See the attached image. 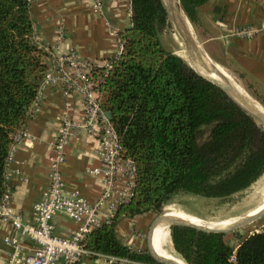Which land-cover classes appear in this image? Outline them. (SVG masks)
Masks as SVG:
<instances>
[{
    "label": "trees",
    "instance_id": "obj_1",
    "mask_svg": "<svg viewBox=\"0 0 264 264\" xmlns=\"http://www.w3.org/2000/svg\"><path fill=\"white\" fill-rule=\"evenodd\" d=\"M191 21L207 0H180ZM123 47L93 80L123 156L136 165L131 197L84 244L99 254L160 264L116 233L125 216L160 211L178 192L225 197L264 173V127L220 85L197 72L160 39L169 21L160 0H131ZM48 52L35 37L29 0H0V200L15 134L24 128L48 71ZM248 88V87H247ZM250 90V89H249ZM250 94L263 100L250 90ZM226 233L172 225L174 252L188 264H264V228L234 244Z\"/></svg>",
    "mask_w": 264,
    "mask_h": 264
},
{
    "label": "crops",
    "instance_id": "obj_2",
    "mask_svg": "<svg viewBox=\"0 0 264 264\" xmlns=\"http://www.w3.org/2000/svg\"><path fill=\"white\" fill-rule=\"evenodd\" d=\"M29 1L36 39L48 52V70L55 72L60 68L55 57L64 50L74 52L78 58L91 59L97 67L105 66L120 53L119 32L132 22L131 0H101L99 8L96 0ZM194 17L190 21L208 56L236 73L264 102V0H207L198 6ZM240 27L257 31L250 36L233 31ZM62 86L58 81L40 89L37 105L24 126L31 136L15 144L7 164L10 204L25 222L35 221L34 204L48 186L52 141L59 132L61 115L66 111L74 119L84 117L82 93H65ZM100 147L97 138L87 131L65 146L62 173L66 189L79 190L89 201L96 200L103 189L100 175L91 172L102 165ZM113 213L104 205L99 216L107 221ZM155 217L153 210L125 216L117 223L116 233L124 243L142 249L147 243L144 233ZM52 223L54 232L61 236L71 235L80 225L64 214L56 215ZM35 245L34 240L0 217V264H9L16 249L23 256ZM57 264L65 263L60 259ZM77 264L119 263H110L104 255H93Z\"/></svg>",
    "mask_w": 264,
    "mask_h": 264
},
{
    "label": "built area",
    "instance_id": "obj_3",
    "mask_svg": "<svg viewBox=\"0 0 264 264\" xmlns=\"http://www.w3.org/2000/svg\"><path fill=\"white\" fill-rule=\"evenodd\" d=\"M96 6H101V0H96ZM237 34L250 36L256 33L253 27H240L233 30ZM36 37V35H35ZM121 50L123 42L120 39ZM55 60L60 68L57 72L48 70L40 89L48 83L61 81L65 93L78 90L82 93L84 117L80 120L72 118L68 112L61 115L59 132L52 141L50 156L49 183L43 196L35 202V221L25 222L22 215L16 212L10 204L8 190L0 200V217L12 224L22 234L29 236L35 242V247L27 254L20 256L19 250L9 259V264H57L62 259L65 264H77L82 259L95 253L87 248L84 239L89 231L103 222L99 211L108 205L113 211L132 193L136 176L135 162L123 156V147L118 133L101 105V93L95 86L101 78L93 80L91 72L96 68L91 59L78 58L74 52L64 50ZM111 61L105 66L111 67ZM67 66L65 70L63 67ZM35 100L31 110L37 105ZM69 102H66L68 108ZM82 131L94 135L100 143L102 165L93 168L91 172L99 174L103 189L96 200L89 201L79 190H67L62 173V164L66 160L65 146ZM30 132L23 128L15 134L8 162L12 159L15 144L30 137ZM67 215L80 223L69 236H61L54 232L52 219L58 215ZM110 219V218H109ZM108 219V220H109ZM104 255V254H99ZM110 263L119 264H149L126 257L110 256Z\"/></svg>",
    "mask_w": 264,
    "mask_h": 264
},
{
    "label": "rangeland",
    "instance_id": "obj_4",
    "mask_svg": "<svg viewBox=\"0 0 264 264\" xmlns=\"http://www.w3.org/2000/svg\"><path fill=\"white\" fill-rule=\"evenodd\" d=\"M191 24L194 30H192L193 34L195 32L194 35L197 37V39H199L194 23L191 22ZM159 39L166 49L178 52L185 57V51L180 43V39L170 23L161 33H159ZM201 45L204 47L202 43ZM211 60L217 62L214 60V58H211ZM218 64L221 65L227 71V73L230 75L232 74L231 76L236 79L250 94V90L247 88L246 83L240 79L236 73L229 70L226 66L220 63ZM263 203L264 173L247 188L225 197H206L199 194L186 192L172 194V196L165 202L163 208L160 211L155 212V214L157 215L162 211L165 212V210L174 207L205 221H227L246 215L247 213L258 209ZM263 228L264 217H261L245 226L226 232L225 236L228 240H231L234 244H236V241H239L240 238L250 234L253 231H258ZM147 233L148 232L146 230L144 233L145 238ZM164 243L166 249L173 251L175 250L171 236V226L168 224ZM146 247L147 243L142 249H145Z\"/></svg>",
    "mask_w": 264,
    "mask_h": 264
},
{
    "label": "water",
    "instance_id": "obj_5",
    "mask_svg": "<svg viewBox=\"0 0 264 264\" xmlns=\"http://www.w3.org/2000/svg\"><path fill=\"white\" fill-rule=\"evenodd\" d=\"M160 1L166 12L169 23L172 25L175 33L180 39V43L183 49L185 50L188 56V59L178 52H175V53H177L178 55L186 59L187 62L197 72H199L200 74L204 75L208 79L220 85L238 104H240L249 114H251L264 127V115L245 98V96L240 92V90L235 87L232 80L229 77H227L221 70H219L218 72L221 77L220 79L214 76L215 72L211 68L209 62L207 61V58L205 56L206 52L203 50L200 40L197 39L193 35V33L190 30V27L185 24L180 13L177 12L175 5L170 0H160ZM180 4H181V1H180ZM193 61L199 64L207 73H209V75H206L205 73L199 71L193 65L192 63ZM106 113L111 119L112 118L111 110H106ZM262 216H264V206H262V208H260L256 212L242 216L241 218H238L237 220L231 222L230 224L224 227H212V226L199 225V224H196L188 220L167 216L165 212L162 211L161 213L156 215V217L154 218V220L152 221L150 225V228L147 233V247H148L150 254L160 264H178L172 258L159 254L153 246L154 228L160 221L167 222L169 226L183 225V226H188V227H193L199 230H203L206 232L226 233L229 231H233L239 227L245 226L261 218Z\"/></svg>",
    "mask_w": 264,
    "mask_h": 264
},
{
    "label": "bare ground",
    "instance_id": "obj_6",
    "mask_svg": "<svg viewBox=\"0 0 264 264\" xmlns=\"http://www.w3.org/2000/svg\"><path fill=\"white\" fill-rule=\"evenodd\" d=\"M170 1L175 5L177 12L180 13L185 24L189 27L191 26L192 29L190 28V30L192 32V30H193L192 24H191L190 20L188 19L187 15L185 14V12H184L181 4H180V1L179 0H170ZM194 34H195V32H194ZM202 48L206 52V50L204 49L203 46H202ZM205 56L207 58V61L210 64L211 68L215 72L214 76L220 79L221 77H220L218 72H219V70H221L227 77H229L232 80L235 87L240 90V92L245 96V98L264 115V105L260 101H258L255 97H253L251 94H249L246 91V89L236 79H234L231 76L232 74L230 75L229 73H227V71L221 65H219L217 62L211 60V58L208 56L207 52H206ZM185 57L188 59L186 52H185ZM192 63L199 71L205 73L206 75H209V73H207L199 64H197L194 61ZM262 206H264V203L262 204ZM262 206L260 205V207L258 209L254 210L250 213H247L246 215L256 212L257 210L262 208ZM165 214L167 216L188 220V221L194 222V223L199 224V225L212 226V227H224V226H226V225L230 224L231 222L238 219V218H235V219H231V220H227V221H217V222L205 221V220L197 218L193 215H190V214H188V213H186L180 209L174 208V207H171V208L165 210ZM243 216H245V215H243ZM241 217H239V218H241ZM262 217H264V216H262ZM167 224L168 223L165 221H160L154 228L153 246H154L155 250L163 256H167L169 258H172L178 264H188L183 257H181L180 255H177L173 250L166 249L164 239H165V235H166V231H167Z\"/></svg>",
    "mask_w": 264,
    "mask_h": 264
}]
</instances>
